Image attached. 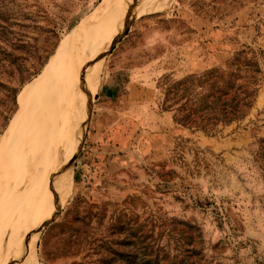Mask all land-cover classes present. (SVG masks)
I'll list each match as a JSON object with an SVG mask.
<instances>
[{
  "label": "rangeland",
  "instance_id": "rangeland-1",
  "mask_svg": "<svg viewBox=\"0 0 264 264\" xmlns=\"http://www.w3.org/2000/svg\"><path fill=\"white\" fill-rule=\"evenodd\" d=\"M104 1L0 0V150L24 111V128L40 127L57 78L48 67ZM155 1L107 36L122 32L64 199L27 240L34 264H264V0ZM217 71L238 74L249 104L214 127L178 122Z\"/></svg>",
  "mask_w": 264,
  "mask_h": 264
},
{
  "label": "bare ground",
  "instance_id": "bare-ground-1",
  "mask_svg": "<svg viewBox=\"0 0 264 264\" xmlns=\"http://www.w3.org/2000/svg\"><path fill=\"white\" fill-rule=\"evenodd\" d=\"M154 2L105 0L67 36L48 67L47 70L55 71L57 78L52 83L50 112L44 116L40 127L27 131L23 125L24 111L18 129L10 130L0 150L8 160L0 169V243L9 235L6 220L14 218L17 229L7 237H10L9 246L0 247V264H6L19 242L25 243L19 247L23 254L15 255L13 261L34 264L35 244L27 245V240L33 238L44 221L56 214L64 199L75 157L89 123L103 57L122 32L118 29L112 39L107 36L125 24L134 9L147 4L154 6ZM128 27L129 23L126 30ZM86 52L88 55L68 71V65L80 53ZM28 94L26 92L21 98L22 104ZM34 117L31 116L29 121ZM8 179H11L10 183Z\"/></svg>",
  "mask_w": 264,
  "mask_h": 264
},
{
  "label": "trees",
  "instance_id": "trees-1",
  "mask_svg": "<svg viewBox=\"0 0 264 264\" xmlns=\"http://www.w3.org/2000/svg\"><path fill=\"white\" fill-rule=\"evenodd\" d=\"M210 77L209 93L192 103L185 115L180 114L178 122L194 123L199 118L202 128L214 127L219 121L230 122L235 119L240 114L241 107L249 104L248 97L252 92L248 88L242 92L235 90L237 73L218 72L215 75L212 73Z\"/></svg>",
  "mask_w": 264,
  "mask_h": 264
},
{
  "label": "water",
  "instance_id": "water-1",
  "mask_svg": "<svg viewBox=\"0 0 264 264\" xmlns=\"http://www.w3.org/2000/svg\"><path fill=\"white\" fill-rule=\"evenodd\" d=\"M116 40V39H115ZM115 40L113 41V43L115 42Z\"/></svg>",
  "mask_w": 264,
  "mask_h": 264
}]
</instances>
